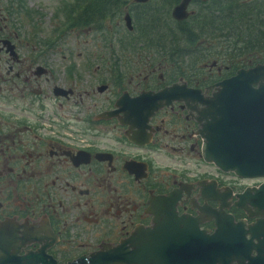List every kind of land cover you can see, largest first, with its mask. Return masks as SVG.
Listing matches in <instances>:
<instances>
[{
  "label": "flooded vegetation",
  "instance_id": "obj_1",
  "mask_svg": "<svg viewBox=\"0 0 264 264\" xmlns=\"http://www.w3.org/2000/svg\"><path fill=\"white\" fill-rule=\"evenodd\" d=\"M5 28L0 31V98L7 100L0 105V227L7 222L4 230L12 226L14 236L33 237L19 253H38L34 256L38 264H67L100 248L105 241H119L138 224H153L156 215L148 208L151 199L159 195H170L173 202L166 201L164 208L167 210L173 203L179 215L205 210L201 226L215 228L207 209L219 203L204 194L223 193L230 186L234 198L243 188L235 184L239 183L237 177L224 182L221 175L225 173L220 169L207 177L178 176L158 170L153 161L154 153L169 145L166 136L170 134L179 142L174 148L194 151L203 158L205 135L202 122L196 120V108L184 100L174 101L171 107L154 112L146 122L142 115L157 105L159 95L142 93L128 98L153 89L152 83L143 85L142 81L152 80L155 73L146 72L133 80L139 77V71L124 69L132 66V60L111 54L106 63L92 55L85 56L83 63L70 59L67 66L72 70L64 69L61 75L48 67L44 53L24 51V39L13 28ZM82 64L95 74L92 80L87 76L84 79L85 91L93 90L86 92L88 97L78 88L83 80L79 75ZM217 67L220 72L228 68ZM160 77L165 80L163 73ZM182 88L185 91L177 96H196ZM176 89L180 88L173 92ZM95 90L100 95H95ZM103 91L106 95H102ZM126 92L129 95L118 104V98ZM107 110L118 111L110 115ZM223 112L214 111L211 120L227 114ZM170 123L175 126L169 128ZM104 139L111 142L101 141ZM158 172L163 173L159 176ZM262 179L254 180L257 183ZM62 185L72 189V202L64 200ZM230 199L231 196L226 200ZM229 210L237 218H256L233 204ZM164 216L163 224L157 222V227L167 240L174 230L171 214ZM193 228L189 221L186 230L179 232L175 246L185 242L189 245L190 235L197 236ZM255 230L260 231L259 225ZM39 233L48 240L55 239L42 252L46 239L39 241ZM74 236L98 240L97 245L86 248L89 242H79L74 246L69 240Z\"/></svg>",
  "mask_w": 264,
  "mask_h": 264
},
{
  "label": "water",
  "instance_id": "obj_2",
  "mask_svg": "<svg viewBox=\"0 0 264 264\" xmlns=\"http://www.w3.org/2000/svg\"><path fill=\"white\" fill-rule=\"evenodd\" d=\"M188 2L189 0H182L174 8V15L178 18L187 16L186 7ZM128 21L130 23V19ZM175 85L154 92V94L159 95L158 98H161L156 99L158 104L155 108L164 104V101H166L164 99L165 95L172 96ZM218 85L222 87H219L212 97L206 98V100L200 99L206 105L201 109L197 108L196 104L198 102L196 100L193 101L194 104H190L194 95L185 97L191 108L195 107L200 111L198 118L205 120L203 122V132L207 135L204 145L205 158L214 161L226 170L234 169L242 176H263L264 63H258L249 68H241L235 75L220 81ZM186 90L193 91L192 88H186ZM230 101H238L240 105L235 106V108L241 112L245 107L248 114L246 116L239 114L237 118L233 119L230 116L231 114L228 113L227 117L219 118L217 116L218 118L215 121L211 120L213 111L216 109L224 111L225 108L230 107ZM210 104L213 105L212 109ZM148 115L147 113L145 115L147 117L142 120L148 118ZM227 191L223 193L216 191L211 194L222 205L221 209H211L209 214V217L213 216L216 219L217 228L214 232L199 227L201 217L179 215L176 205H172L173 203H170L166 210L164 204L166 201H172L171 196L159 195L151 199V205L148 209L156 215L152 225H140L119 243L103 242L100 249L92 251L88 255L83 254L67 264H234V261H236L235 264H264V181L259 185L248 186L244 191L237 193L238 199L235 203L246 209L250 215H259L256 222L249 223L248 227H246L245 219L236 221L233 213L226 210L227 203H229L226 199L231 196V190L228 189ZM252 196L258 199L256 203L250 200ZM220 212L227 219V222H225L222 218L223 230L220 229L218 219ZM167 213L171 214V228L174 231L166 240L161 235L157 222L163 224L166 217L164 214L167 215ZM189 221L194 224L192 231L196 232L200 239L199 241L195 237L196 248H198L196 251H199L193 255L185 252L175 253L174 247L178 240L177 237L180 236L179 232L186 230L185 227L189 224ZM6 223H1L0 227V264H38L34 259V256L38 253L32 251L25 254L19 253L22 245L28 243L33 237L22 239L17 235L11 236L12 233L4 235L6 233L4 230L7 226ZM258 225L261 230L256 232L255 228ZM253 226L255 228H252ZM225 231L227 232L224 235L223 232ZM249 233L250 236H248ZM185 234L187 237V232ZM235 235L246 246L244 252L252 258L251 261H246L248 259L238 253L237 244L234 240ZM192 236L191 234L190 238ZM36 238L41 242L46 239V242L41 245V252L55 240H48L40 233ZM252 244H254V248H252ZM254 251H256V254H254ZM140 254L143 256L138 258L137 255ZM190 259L192 261H189Z\"/></svg>",
  "mask_w": 264,
  "mask_h": 264
},
{
  "label": "trees",
  "instance_id": "obj_3",
  "mask_svg": "<svg viewBox=\"0 0 264 264\" xmlns=\"http://www.w3.org/2000/svg\"><path fill=\"white\" fill-rule=\"evenodd\" d=\"M155 1L140 3L135 0H66L60 12L62 28L58 26L56 31L59 29V34H63L71 28L94 29L107 38L105 41L111 49V54L116 53L119 56L121 50L116 49L114 45L116 41L120 45V30L125 28L126 35L135 41L133 46L125 43V48L131 46L136 49L138 41L141 40L151 47L159 48L160 54L156 62L146 60V63L153 66L148 73L161 66L166 67L165 75L168 81L171 77L186 78V64H190L194 54L201 49L206 51L211 48L225 55L230 71L227 69L224 75L233 73L251 61L253 64L264 62V1L255 3L251 0H209L207 5L201 6L184 21L175 20L172 16V7L180 0H159V3ZM0 7L2 13H5L6 21L12 22L18 31L26 24L34 29L38 28L37 17L41 16V12L29 6L26 0H0ZM128 11L133 17L132 29H129L125 22ZM107 28L110 29L108 36ZM133 31L136 35L131 37L130 32ZM115 33L120 37L115 38ZM48 41L52 45L55 37H49ZM248 51L256 52L255 59L251 56H240ZM205 54L206 52L203 55ZM212 57L211 62L217 61L215 54H212ZM135 66L132 63V66L124 69L130 70ZM200 66L203 68L198 64V67ZM169 71L173 72L171 76ZM188 80L194 82L193 78Z\"/></svg>",
  "mask_w": 264,
  "mask_h": 264
},
{
  "label": "rangeland",
  "instance_id": "obj_4",
  "mask_svg": "<svg viewBox=\"0 0 264 264\" xmlns=\"http://www.w3.org/2000/svg\"><path fill=\"white\" fill-rule=\"evenodd\" d=\"M26 1L29 6L37 8L38 10L41 11V16L37 17L38 25H39L37 29H34L33 26L26 24L18 31V29L15 27V25L12 22L6 21L5 16H4L5 13H2V8L0 7V31L2 27H6L5 28L6 30H9L12 28L16 30L19 33L20 37L24 39V47H23L24 51L30 52V53H40V51L42 50L41 52L45 54L47 65H50L48 67L52 69H56L57 71L60 72L58 74H61V75L64 74L63 72L64 68L67 66V64H69L70 59H74L78 61V63L79 62L83 63L85 61V56L92 55L94 58H99L98 60L101 61L102 63H106L105 60H109V57H111V49L106 44L105 40L107 38H104L102 36V33L97 32L94 29H90V28H78V29L71 28L69 31L63 34H59V29L58 31H56V28H58V26L62 28L61 26L62 17L58 15L60 14L59 12H57V15H56V11H57V8L61 5L62 6L60 9V12L62 11L64 2L66 0H26ZM251 1L257 3L260 0H251ZM2 2H6V0H2ZM155 2L159 3L160 1L156 0ZM207 4L202 3V2L199 3V0H196L192 5H190V8L194 9L195 12H197L201 6L207 5ZM2 16H4V18ZM120 33H121L120 45H118V41H116L114 46L116 47V49L120 48L121 57L124 56L123 59L125 61L129 59L132 60L131 62L135 64L136 66L135 68L130 69V70L139 71L138 76L141 78L145 75L146 72H148L150 69L153 68L151 64L146 63V60H148L149 62H152V61L156 62L155 60L158 58L160 54V50L156 46L151 47L147 45L146 42L143 40L138 41L137 48L135 49L131 47L135 45V41L130 39L126 35V29L125 28L121 29ZM106 34L107 36L110 34V29L107 28ZM57 35H60V37H57ZM133 35H136L135 32L134 31L130 32V36L132 37ZM51 36L55 37V42L52 45H50V42L48 41V38ZM113 36L115 38L120 37L118 33H115ZM125 43L130 44L131 46H126L127 48H125L124 47ZM205 52L206 54L203 55ZM212 54H215L217 61H218V66L221 65L225 67V65L228 64V59L222 53H219L211 48L206 49V51L203 49L199 50L197 54H194V56L192 57L190 61L191 65L188 63L186 64V67L188 68L186 78L185 77L182 78V76H180L175 79V82L177 84H184V85H180L182 91H185V89H183L182 86H184L187 89H190L187 86H185L187 85L186 79H189V78H193L194 84L201 82L202 84L207 83V85L213 84L215 86V83H216L215 81L219 79L220 75L218 74L217 65H214L213 70L210 69L211 64H212L211 61L213 60ZM255 54H256L255 51H248L240 56H251L253 57V59H255V56H256ZM102 55L104 57L102 58L97 57V56H102ZM48 63H51V64H48ZM204 63H206L205 64L206 66L204 65ZM221 63H224V64H221ZM198 64L202 65L203 68L201 66L198 67ZM55 65H57L58 67H55ZM227 66L229 67V65ZM84 67L85 66L83 64L79 66V69H80L79 75L83 77V80L79 83L78 88L80 89V91L84 92V95L86 97H88V93L86 92H92L93 90L85 91L86 88H83V86L85 85L84 79L87 76L90 80H92L95 74L91 73L89 69H86ZM154 72H156V69L152 70L150 73H154ZM168 74L171 76L173 72L169 71ZM139 77L133 78V80L138 79ZM127 79L129 80L131 78H129L128 76ZM160 80L161 79L158 80V78L155 77L154 79L149 80V81L148 79L143 80L142 84L143 85H147L151 83L157 84ZM171 80H173L172 77H171ZM196 81H199V82H196ZM88 86L90 87V84ZM160 86H157V88ZM194 90L197 92H195ZM194 90L193 92L195 94L197 93L195 98L197 97L200 98L203 95H207L208 93L206 92V93H203V95H201L199 90H196V89ZM105 91H109V90L106 89ZM94 92H95V95H100L99 93H101L98 90H95ZM102 95H106V93L104 92ZM124 95L128 96L129 94L125 93ZM6 101L7 100L0 98V105L2 102H6ZM47 106L50 108H54V106L50 104H47ZM72 121L73 123L77 122L74 119H72ZM167 126L169 128H172L173 126H175V124L170 123ZM166 137L169 140V145L167 147L161 148L160 150H157V153H154V157H153V161L155 162V165L158 170L160 171L168 170L170 172H175L178 176H182L183 174L184 176L190 175L194 177V176L201 175V176L207 177V176L215 174L214 171L218 169L215 163L204 160L198 155V153L194 151L181 150L179 147L174 148L173 146L179 143L177 137L174 136L173 134L167 135ZM101 141H105L106 143L111 142L107 139H104ZM162 173L163 172H158V175L160 176ZM221 177L224 182L233 179L231 174L230 175L223 174L221 175ZM255 182L256 181L254 180L253 176H247V178L239 181V183L235 182V184L239 185L240 187H243L242 189H244L247 185H253L255 184ZM62 186L64 188L63 190L64 200L65 201L68 200L69 202H72V199L74 198V195L72 194V189L70 187H65L64 185ZM261 226L263 228L262 224ZM11 227L12 226H10V228L6 229L5 231L8 234L12 233L11 236H13L14 231L12 232V230H10ZM248 236H250V233L248 234ZM69 240L72 242V245L74 246H76L79 242H85V243L89 242L90 245L87 246L86 248H89L91 246L92 248H95L97 245V241H98V240L95 241V239H91L90 237H85V236H74V237H70Z\"/></svg>",
  "mask_w": 264,
  "mask_h": 264
},
{
  "label": "bare ground",
  "instance_id": "obj_5",
  "mask_svg": "<svg viewBox=\"0 0 264 264\" xmlns=\"http://www.w3.org/2000/svg\"><path fill=\"white\" fill-rule=\"evenodd\" d=\"M226 88H228V87H226ZM225 88V89H226ZM237 105H240V103L238 102V101H230V107H228L227 109L225 108V112H223V113H227L226 115H224V116H220L219 118H222V117H227L228 116V113L229 114H231L230 116H232V118L233 119H235V118H237V115H239V114H241L242 116H246L247 114H248V110L247 109H245V107H243V110L240 112V110H238V109H236L235 108V106H237ZM219 109H216V110H214V111H218ZM214 111H213V113H214ZM221 111V110H220ZM212 113V112H211ZM213 113H212V115H213ZM221 113V112H220ZM218 117L216 116V117H214V118H212V120H216ZM209 124H210V122H209ZM247 196V195H246ZM244 200H245V197H244ZM250 200H253L254 201V203H256L257 202V200L258 199H256V198H254L253 196L251 197V199ZM225 217V215L223 214V213H220V214H218V219H219V223H220V229L221 230H223L224 229V227H223V223H222V221H223V219L225 220V222H227V219H225L224 218ZM223 218V219H222ZM260 230H261V228H259ZM226 232L227 231H225V232H223V234L225 235L226 234ZM263 235V234H262ZM199 241H200V239H199V237H198V235L197 236H195ZM195 237H192L191 238V242H190V244L188 245V242H185V243H182V244H178V245H176L175 246V250H174V252L175 253H178V254H180V252H185V253H191L192 255L193 254H196L198 251H196L198 248H196L197 247V245H196V239H195ZM234 240H235V242H236V244H237V250H238V253H240V255H243L244 256V258H246V259H250V261L252 260V258H250L247 254H246V252H244V250H245V248H246V246L242 243V240L239 238V237H237L236 235L234 236ZM234 242V243H235ZM187 244V245H186ZM184 245H186L185 247H184ZM254 244H252V248L253 247H255V246H253ZM150 252H152V253H154L153 251H150ZM223 252H226V251H223ZM143 255L142 254H140L139 256L137 255V257L139 258V257H142ZM144 256H145V254H144ZM192 261V260H191ZM139 264V263H138Z\"/></svg>",
  "mask_w": 264,
  "mask_h": 264
}]
</instances>
